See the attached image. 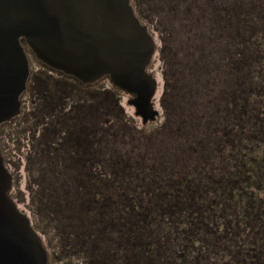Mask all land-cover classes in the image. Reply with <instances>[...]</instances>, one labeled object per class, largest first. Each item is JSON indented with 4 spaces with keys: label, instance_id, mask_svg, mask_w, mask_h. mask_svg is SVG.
Returning <instances> with one entry per match:
<instances>
[{
    "label": "trees",
    "instance_id": "trees-1",
    "mask_svg": "<svg viewBox=\"0 0 264 264\" xmlns=\"http://www.w3.org/2000/svg\"><path fill=\"white\" fill-rule=\"evenodd\" d=\"M202 2L207 13L196 12L197 8H202ZM153 4L155 12L163 17V29L169 34V40H163L159 50L168 58L164 75L168 80L181 68L187 77V85L179 83L180 78L172 79L167 96L174 99L173 105L177 103L178 108L187 111L177 112L182 127L174 129L180 134L184 127H191L184 138L191 140V150L208 170L198 176L195 184L187 182L185 175L181 178L187 182V187L194 185L192 202L187 204L184 193L179 196L181 189H177V206L145 207V214L130 226L137 254L141 251L139 248H143V240L138 241V235L152 239L162 225L164 239L169 237L168 241H172L170 244L166 240L163 246L154 238L143 241L146 259L139 260L138 256L137 260L140 263L143 260V264H201L213 252L225 253L229 261L239 258L241 264H264V32L244 34L238 29L239 17L232 10L233 6L221 0H203L197 4L188 0H154ZM212 7L222 10L211 14ZM223 7H229V12L222 13ZM53 94L46 90L41 107L37 109L36 105L35 114L40 115L39 118L35 115L36 121L42 130L36 138L40 146L33 151V161L41 165L40 168L45 166L41 177L49 179L50 196L66 193L65 190L68 192L76 184L85 197L82 205L97 207L89 196L91 187L86 191L85 185L91 184V168L87 166H93L96 161L97 130L101 128L103 114L95 107L85 108L87 115L80 120L86 128L82 132L86 140L79 156L70 160L72 171L65 177L69 160L61 155L70 148L68 141L73 138L70 131L75 123L73 114L77 112L72 109L65 112L62 107L60 102L63 103L67 95L58 98ZM170 108L175 112L172 105ZM94 122H98V127L89 128L96 125ZM72 176L76 177L75 183ZM160 184L176 186L166 182V177ZM160 191V197L147 193V200L164 204V200L171 198L167 192H176L174 189L166 193L163 189ZM58 202L62 204V200ZM157 237L159 239L160 234ZM98 250H86L92 255L89 260L93 263L97 253H102Z\"/></svg>",
    "mask_w": 264,
    "mask_h": 264
},
{
    "label": "rangeland",
    "instance_id": "rangeland-1",
    "mask_svg": "<svg viewBox=\"0 0 264 264\" xmlns=\"http://www.w3.org/2000/svg\"><path fill=\"white\" fill-rule=\"evenodd\" d=\"M188 1L197 4L203 0ZM221 1L233 6L232 10L237 18L239 17L238 29L244 34L264 32V0ZM132 3L157 41L156 53L149 70L158 78V88L153 100L155 107L159 109V114L146 123L136 114L135 106L129 102L133 94L114 84L110 76L83 85L75 77L48 66L24 41L31 65V83L22 95L23 112L0 125V148L13 174L11 194L19 207L31 217L33 225L43 236L50 261L55 264H62L69 259L75 261L84 259L83 264H143V260L141 263L139 261L146 259L143 241L155 239L156 243L161 242L163 246L167 244L165 241H168L169 237L164 239L161 234L164 232V225L156 229V233L153 234L154 239L139 234L138 241L143 240V248H139L141 251L137 254L134 238L129 233L130 226L137 222L138 217L145 214V207L150 209L153 205H157L158 209H162L164 206H177L179 202V197H176L179 193L177 189H181L179 196L184 193L183 197H186L187 204L192 202L195 188L194 185L187 187L186 184L189 180L195 184L198 176L208 170L196 158L194 150H191V140L184 138V135L189 134L191 127H184L180 134L174 129L176 126L182 127L181 117H177L179 116L177 112L187 111L178 108L177 103L173 105L174 99H169L167 96L173 80L180 78L179 83L186 82L185 85L187 80L184 76L185 71L181 68L176 76L172 74L168 80L164 75L168 70L166 68L168 58L159 50L163 40H169V34L163 29V17L155 12L154 0H132ZM200 4L203 9L197 8L196 12L207 13L205 3ZM223 8L225 10L222 13L230 10L229 7ZM220 9L212 7L210 12L216 14ZM46 90L55 93L58 98L67 95L69 100L64 97L65 101L60 102L64 109H69L71 106L85 108L92 106L103 114L101 128L97 130L98 152L96 155L94 153L96 161L94 160L93 166H87L91 168L89 177L91 184L85 185L86 191L91 187L89 196L96 201L97 207L82 205L85 197L80 193L79 187H75L76 184H73V188L68 192L63 188L66 193L50 196L49 179L41 177V170L45 166L40 168L41 165L33 161V151L40 146L36 138L42 130L41 124L36 121L37 116L38 118L40 116L39 112L35 114V110L41 107ZM70 101H74V104ZM171 105L175 112L170 108ZM68 162L70 167L67 168L65 177L72 171L70 164L72 162L70 160ZM47 170L50 172L51 169L47 166ZM184 175L188 177L187 182L182 181ZM165 177L166 182L170 181L176 186L170 188L165 184L163 187L160 180L162 182ZM71 179L75 183L76 177L72 176ZM42 183H45L46 187L42 186ZM162 189L165 193L173 189L176 192L175 194L167 192L171 198L168 201L164 200V204L147 200L149 193L153 197H160ZM82 193L87 195V192L82 191ZM59 199L62 200V204H59ZM143 231L145 232V229ZM91 234L92 236L98 234V237H92ZM157 234H160L159 239ZM169 243L171 244L172 241L170 240ZM90 248L99 249V252L102 250V253H97L94 263L89 260L92 255L87 254L86 251ZM242 255L243 252L240 256ZM138 256L139 260H137ZM208 256L209 263L206 261L201 264H241L239 258L229 261V256L225 253L210 252Z\"/></svg>",
    "mask_w": 264,
    "mask_h": 264
},
{
    "label": "water",
    "instance_id": "water-1",
    "mask_svg": "<svg viewBox=\"0 0 264 264\" xmlns=\"http://www.w3.org/2000/svg\"><path fill=\"white\" fill-rule=\"evenodd\" d=\"M24 41L44 63L85 83L110 76L133 94L144 123L159 114L158 78L149 70L157 41L132 0H0V125L22 111L31 73ZM12 186L0 148V264H55Z\"/></svg>",
    "mask_w": 264,
    "mask_h": 264
},
{
    "label": "flooded vegetation",
    "instance_id": "flooded-vegetation-1",
    "mask_svg": "<svg viewBox=\"0 0 264 264\" xmlns=\"http://www.w3.org/2000/svg\"><path fill=\"white\" fill-rule=\"evenodd\" d=\"M31 66V65H30ZM49 66V65H48ZM61 71V70H59ZM31 74V73H30ZM72 77H75L73 75H71ZM106 77V76H105ZM75 79L82 83V84H89V83H85L83 81H81L80 79H78L77 77H75ZM100 80V79H99ZM98 81V80H97ZM31 81H30V77H29V80H28V85H27V89L29 88V85H30ZM94 83V82H93ZM115 84V83H114ZM118 86V85H117ZM123 89V88H122ZM125 90V89H124ZM127 91V90H126ZM130 93V92H129ZM55 97H57L55 95V93L53 94ZM71 102V101H70ZM72 104H74V101L71 102ZM23 99H22V111L21 113L23 112ZM61 106V105H60ZM63 107V106H62ZM70 109H72L73 111L77 112L76 114L74 113L73 114V117H74V125L72 126V130L70 131V133H72V136L73 138L71 139V141H68V146L70 148H68L66 150V153L63 155H61L62 158H65V160H74L76 159L77 156H79V151L83 148V145L85 143V140H86V137L84 135H82V132L84 129H86L84 126H83V123L81 122L80 120V117L82 118L84 115H87L85 113V107L82 108L80 106H77V107H74V106H71L69 107V109H66L65 112H68ZM81 112V113H80ZM20 113V114H21ZM86 117V116H85ZM96 125L92 124L89 128H92V129H95L98 127V122H94ZM70 134L68 133V136ZM39 136V135H38ZM76 148V149H75ZM72 150H76V152H72Z\"/></svg>",
    "mask_w": 264,
    "mask_h": 264
}]
</instances>
